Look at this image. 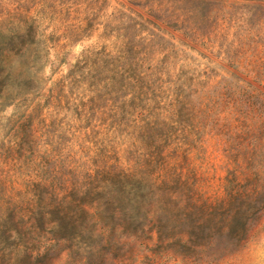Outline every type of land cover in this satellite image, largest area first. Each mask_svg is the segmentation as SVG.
<instances>
[{"label": "rangeland", "instance_id": "rangeland-1", "mask_svg": "<svg viewBox=\"0 0 264 264\" xmlns=\"http://www.w3.org/2000/svg\"><path fill=\"white\" fill-rule=\"evenodd\" d=\"M25 21L48 61L39 91L0 105V264L46 247L36 212L104 166L137 169L162 151L210 198L228 175L264 179V87L231 74L264 79V0H0V30ZM151 248L131 240L114 264H264V212L216 261Z\"/></svg>", "mask_w": 264, "mask_h": 264}, {"label": "trees", "instance_id": "trees-1", "mask_svg": "<svg viewBox=\"0 0 264 264\" xmlns=\"http://www.w3.org/2000/svg\"><path fill=\"white\" fill-rule=\"evenodd\" d=\"M39 34L34 22L28 21L20 30H0L1 106L39 91L41 71L48 61ZM251 69L231 74L261 91L257 85L264 87V79L255 67ZM152 155L150 159L145 155L137 169L104 166L96 175L87 172L81 182L66 183L67 199L51 211L36 212L42 224L36 230L42 238L47 236L46 247L36 251L24 246L6 257L5 264H114L131 252L124 249L131 240L153 241L150 250L156 254L169 252L210 262L246 244L264 212L262 177L228 175L223 194L210 198L198 193L193 179L176 161L168 160L162 151ZM11 237L8 233L5 240ZM58 245L62 257L53 252Z\"/></svg>", "mask_w": 264, "mask_h": 264}]
</instances>
